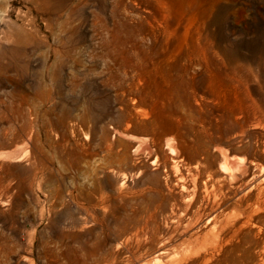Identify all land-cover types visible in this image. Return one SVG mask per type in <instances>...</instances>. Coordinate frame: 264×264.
<instances>
[{"label":"rangeland","instance_id":"374dc122","mask_svg":"<svg viewBox=\"0 0 264 264\" xmlns=\"http://www.w3.org/2000/svg\"><path fill=\"white\" fill-rule=\"evenodd\" d=\"M222 152L264 168V0H0V264H264Z\"/></svg>","mask_w":264,"mask_h":264},{"label":"bare ground","instance_id":"6f19581e","mask_svg":"<svg viewBox=\"0 0 264 264\" xmlns=\"http://www.w3.org/2000/svg\"><path fill=\"white\" fill-rule=\"evenodd\" d=\"M160 75H161L162 80H163V83H162L163 84V88H162V91H161L160 99H162V102L163 101H167L168 104H172L175 107H179V104H180L181 101H180V97H179V94H178V91H177V85H179V83H180L178 78L174 77V76H171L169 74V72H166L164 69L161 70ZM173 113L174 112H172V111H170V109L166 108L164 103H163L162 107H161V110L159 111V115H158L159 118L158 119L160 120L162 118L163 119L164 118H168V115L169 114H173ZM142 115L144 117L148 116V114L146 112H143ZM156 121L152 122V124H157ZM135 141H137V140L135 139ZM137 143H139L138 148H139L140 151H148L149 148H150V146H149V144L147 142H143V141L139 140V141H137ZM163 144H164L165 148H167L171 152L170 154L172 155L171 159H172V162H173V168H177V165L179 164L180 161H182V159L179 158L180 152L178 150V147H177L176 143L173 140H171V139H164ZM201 149L202 148L200 146V150ZM204 153L207 154V151H204ZM150 154H151V152H148L149 156H150ZM187 171H188V173L186 172L187 173V177L189 179V183L191 184V187H189V188H191V189L188 190V187H186L185 184H181L179 186V192H180V195H181V198H182L183 202L189 201L188 199L190 198V196L192 195V192L195 191L196 187H197V185H196V177L198 175L197 172L194 174L192 170H188L187 169ZM196 171H197V169H196ZM219 172L222 175L227 176L230 180H234V181L238 182L236 190L240 194L247 192L253 186L258 187V201H260L261 203L264 204V168L260 167L258 169V172H254V171L252 172L250 170L249 163H247L245 161L242 162V161H239V160H236V159H229L222 152L221 153V158H220V164H219ZM178 173H177V176L179 178L178 179L174 178L176 180L175 186H178V184L183 179V175L180 174V176H179ZM205 176L207 177V179H206V182L204 181V183H203V188H202L203 189V193H204V195L208 196L209 192H210L209 189H211L212 193H210V194H213V196L215 197L213 174L210 173V172H207V173H205ZM207 181H208V183L210 182L212 184L209 189L207 187ZM185 210L186 209L183 208V209H181L180 212L182 213ZM197 217L200 218L198 214H197ZM211 220H214V225L215 224H220V222L217 221V219L214 217V215L212 217H210L207 220V222L209 223ZM28 251L29 250L27 249L25 252L28 253Z\"/></svg>","mask_w":264,"mask_h":264}]
</instances>
